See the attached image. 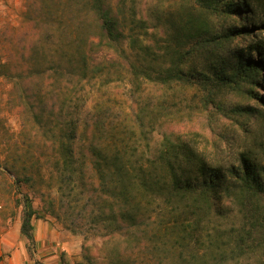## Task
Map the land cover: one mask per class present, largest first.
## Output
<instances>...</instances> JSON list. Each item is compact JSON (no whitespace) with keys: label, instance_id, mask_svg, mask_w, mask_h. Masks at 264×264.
<instances>
[{"label":"trees","instance_id":"1","mask_svg":"<svg viewBox=\"0 0 264 264\" xmlns=\"http://www.w3.org/2000/svg\"><path fill=\"white\" fill-rule=\"evenodd\" d=\"M193 1L219 20L185 22L183 36L193 37L196 49L161 44L138 17L135 0H26L32 42L24 33L4 44L0 77L14 84L9 102L20 110L30 154L46 158L78 219L88 213L78 223L83 260L75 264H264V141L233 152L237 128L250 134L260 123L257 130L264 129V40L249 27L264 29L251 5L259 0ZM238 39L247 47L231 49L228 62L219 57ZM106 48L118 51L117 58H101ZM204 50L209 63L191 65ZM125 70L139 97L148 85L204 88L205 104L225 120L216 124L209 115L207 135L139 114L133 124L105 121L109 102L98 93ZM5 172L16 185L32 179L0 162V182ZM88 190L91 210L78 209ZM20 204L21 239L34 264H46L35 257L33 220L41 217L28 195ZM237 215L242 219L229 225Z\"/></svg>","mask_w":264,"mask_h":264},{"label":"rangeland","instance_id":"2","mask_svg":"<svg viewBox=\"0 0 264 264\" xmlns=\"http://www.w3.org/2000/svg\"><path fill=\"white\" fill-rule=\"evenodd\" d=\"M25 1L0 0V60L7 57L4 48L7 40L15 41L24 33H29L30 37H27V42H32L31 37L35 27L25 21ZM251 5L257 11V17L261 16L264 21V0H259L258 3L252 2ZM133 6L138 17L148 22L150 34L159 38L160 43L164 45L172 43L173 46L180 45L182 47L183 45L186 49L192 47L196 49L198 47L196 40L191 36H183L185 22L190 17L198 16H203L213 25H217L219 22L217 16L205 11L193 0H135ZM227 24L229 25V23ZM249 27L259 28L257 38L264 40L263 28L260 29L257 23L251 24L250 22ZM22 45L24 44L22 43ZM247 45V40H235L230 49L225 52L220 51L219 57L228 62L231 60V53H229L231 49L245 48ZM123 48L129 55L131 54L128 46L124 45ZM101 55L103 59L112 60L117 58L118 51L106 48ZM251 55L256 59L255 52H251ZM206 59V50L198 51L194 54L190 64L206 65L209 63V60ZM225 65L230 70L229 65ZM123 73L121 79L104 86L98 93L102 96L103 101L109 102L108 109L104 108L107 111L103 112L105 121L112 120L116 124H133L136 119H139V114L144 121H148L152 116L157 122L166 123V120H169V123L178 127H183L184 123L190 124L207 135L206 128L205 132L202 129L208 126V118L211 117L209 115L212 114V122L216 124L225 120L214 112L215 108L212 103L205 104L207 91L204 88L199 86L189 88L179 84H174L172 87L148 85L144 89V94L139 97V93L132 83V77L126 70ZM261 78L264 79L262 76ZM13 88L14 84L11 79L0 77V162L2 164L8 162L10 166L14 165L21 177L28 175L32 179H25L23 176L25 180L16 185L14 176L5 172L7 176L4 178L5 180L3 179L4 181L0 182V257H2L0 264H34V260L29 256L25 242L20 236L23 204L19 205V201H22L24 195H28V198L32 200L37 214L41 217L33 220L37 242L35 257L46 264H62V254L65 253L64 264H75L83 260L84 238L82 234L78 233L80 230L78 223L80 221L84 223L88 213L83 214L82 219H78L79 215L72 212L66 202L71 197L60 188L59 180L51 172L50 165L46 164V158L43 155L40 156L39 153L30 154L33 149L25 143L28 139L24 132L25 126L20 110L12 102H9ZM259 94L264 97V88L259 89ZM233 96L239 102L256 105L255 102L246 98ZM223 97L218 95L220 100H223ZM140 108H147L149 112L140 113ZM252 124L254 123L252 122ZM259 124L253 125L250 134L236 127L238 139L233 151L234 157L239 152L254 150L259 142L264 141V129L257 130ZM204 140L205 138H198L200 142ZM257 141L259 142L257 143ZM46 154H50V152ZM232 159L233 157H230L228 160ZM88 189L91 191L92 186L89 185ZM89 190L85 198L77 204L78 209L87 205L89 211L91 210L88 205L91 203L89 197L92 193L90 194ZM52 196L55 197L54 213L49 211V202L52 200ZM241 219L237 215L231 219L229 225L233 221L237 223Z\"/></svg>","mask_w":264,"mask_h":264}]
</instances>
